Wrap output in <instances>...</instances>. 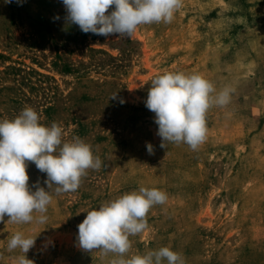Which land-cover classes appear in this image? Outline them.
Instances as JSON below:
<instances>
[{
    "label": "rangeland",
    "instance_id": "374dc122",
    "mask_svg": "<svg viewBox=\"0 0 264 264\" xmlns=\"http://www.w3.org/2000/svg\"><path fill=\"white\" fill-rule=\"evenodd\" d=\"M65 15L62 0H0V120L30 106L41 124L63 128V140L90 144L103 164L75 192L57 195L53 186L46 223L5 216L0 264L22 254L7 249L16 232L36 237L26 254L34 264H110L115 254L79 247L77 225L140 187L168 199L129 237L125 258L168 246L185 264H264V0H183L170 24L141 25L125 38L83 33ZM168 72L232 90L227 105L208 109L207 138L195 151L162 149L145 106L152 79ZM27 163L29 186L47 190L46 173Z\"/></svg>",
    "mask_w": 264,
    "mask_h": 264
},
{
    "label": "clouds",
    "instance_id": "9594fccd",
    "mask_svg": "<svg viewBox=\"0 0 264 264\" xmlns=\"http://www.w3.org/2000/svg\"><path fill=\"white\" fill-rule=\"evenodd\" d=\"M11 2L5 0V3ZM62 4L66 24L77 25L83 33L125 38L131 37L141 25L170 24L182 8L183 0H62ZM110 8H113L111 12ZM54 19L60 17L57 15ZM231 91L225 87L217 93L214 85L200 74L168 72L152 79L144 103L154 113L160 147L166 149L169 144L184 143L197 150L207 138L208 109L212 105H227ZM117 93L110 98L117 99ZM119 102L125 103L122 98ZM63 136L64 130L59 124H41L38 112L30 106L14 119L0 120V222L7 216L8 221L18 224L34 220L46 223L53 186L57 195L75 192L87 170H100L103 161L94 155L90 144L78 136L70 141L63 140ZM146 148L148 154H154L151 143L146 142ZM27 162L46 173L47 190L39 181L29 186ZM167 199L162 190L140 187L138 191L102 203L88 211L77 225L79 247L105 256L115 254L110 264H164L165 261L185 264L183 255L168 246L124 257L132 246L129 237L146 230L149 210ZM34 213L41 215L37 217ZM35 241L36 237H25L22 232L12 235L7 249L10 252L19 249L22 253L14 258L16 264H34L26 254Z\"/></svg>",
    "mask_w": 264,
    "mask_h": 264
}]
</instances>
